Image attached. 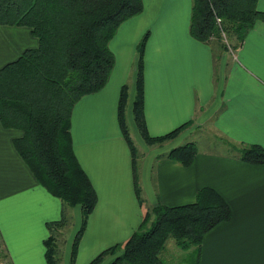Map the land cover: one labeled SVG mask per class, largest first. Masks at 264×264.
I'll list each match as a JSON object with an SVG mask.
<instances>
[{
    "label": "crops",
    "instance_id": "obj_1",
    "mask_svg": "<svg viewBox=\"0 0 264 264\" xmlns=\"http://www.w3.org/2000/svg\"><path fill=\"white\" fill-rule=\"evenodd\" d=\"M142 2V11L123 21L109 41L115 62L105 86L82 96L71 112L73 151L97 195L75 264L84 255L81 264H88L125 242L150 207L192 203L203 187L217 191L228 219L211 228L199 246H165L160 258L175 264H264V164L240 158L244 146L264 148V20L255 23L234 54L215 40L206 44L190 36L192 0ZM256 5L264 12V0ZM146 32L143 114L148 133L159 136L182 123L192 125L140 153L136 147L139 201L117 104L123 85L128 98L135 90L136 48ZM37 44L30 28L0 24V69ZM198 130L209 131L222 145L201 149L194 139L197 153L187 166L167 158L170 149L192 142L188 134ZM20 135L0 122V249L8 264H47V223L62 215L68 221L72 211L80 223V209L36 181L14 148L13 139Z\"/></svg>",
    "mask_w": 264,
    "mask_h": 264
},
{
    "label": "trees",
    "instance_id": "obj_2",
    "mask_svg": "<svg viewBox=\"0 0 264 264\" xmlns=\"http://www.w3.org/2000/svg\"><path fill=\"white\" fill-rule=\"evenodd\" d=\"M258 0H192L189 34L195 40L211 44L215 40L223 50L226 41H244L264 12ZM142 0H0V24L26 26L38 44L0 69V122L17 129L13 139L19 156L36 181L69 207L80 209V224L70 247L74 263L79 241L93 210L95 189L76 159L70 133L71 112L84 95L101 90L114 66L109 41L119 25L140 13ZM149 33L137 44L135 92L132 102L134 121L147 144L163 143L174 138L187 124L159 136L148 133L143 114L144 52ZM128 89H120L117 120L132 156L133 186L141 200L136 165V146L126 122ZM197 153L193 142L170 149L167 158L189 165ZM240 158L264 164V148L249 145L241 148ZM229 217L225 203L210 187L198 190L192 203L150 207L139 227L121 245L101 251L88 264H165L159 254L169 237L181 249L199 246L205 234ZM66 217L47 223L49 236L44 240L45 261L58 264L53 231L66 224ZM1 255L3 251L0 249Z\"/></svg>",
    "mask_w": 264,
    "mask_h": 264
},
{
    "label": "rangeland",
    "instance_id": "obj_3",
    "mask_svg": "<svg viewBox=\"0 0 264 264\" xmlns=\"http://www.w3.org/2000/svg\"><path fill=\"white\" fill-rule=\"evenodd\" d=\"M223 40L225 42H227L229 45H231V48H228V50H232V51H234V54H236V51H235L236 50V48H235L236 43L233 42V40L232 41H226L225 37H223ZM134 92H135V90L131 91V94L129 93V98L127 100L126 107H125V115H126V122H127L128 128H129V131H130L131 138H132L135 146L138 149L137 152L140 153L141 148L145 147L147 144L142 140V138H141V136H140V134L138 132V128H137V126L135 124V121H134V115H133V110H132V102H133V98H134ZM191 125H192V123L188 122V124L182 130L184 131L187 128L190 129ZM189 133L190 134H188V136L192 137L191 139H193L192 142L194 144H195V140H199V141H197L198 148L204 149L207 146H209L211 148H216L214 146H221L222 145L218 141V139H216L217 137L214 138V135H212L207 130H204V131L203 130H198V131L189 132ZM169 140H171V139H169ZM185 140H188V139H185ZM167 141H165V142H167ZM159 144H162V143H159ZM79 224L80 223L77 222V219L75 218L74 212L72 211V214L69 215V219H68V221L66 223V227L62 229V232H58L56 230L53 231L54 236L56 238V249H57L56 257H57L58 264H75V260H74V263H71L70 256H69V258L67 260V256L65 257L63 252H64V248L66 247V242L69 240L68 243H70V244L72 243L74 235H75L76 231L78 230ZM175 244L176 243H175L174 239L169 237L167 239L166 243H165V246H167L168 249L170 248V250H171V247L172 246L174 247ZM165 246H164V248H165ZM163 249L160 252L159 256H161V253L163 252ZM69 250H70V248H69ZM118 253H120V252H117L116 254H118ZM115 255H113V256H115ZM112 257H110V259ZM0 258H1V253H0ZM85 258H86V255L82 256L81 259L78 262L76 261V264H81V262H83V260H85ZM162 258H163V260H165L166 264H175L174 261L166 260V259H164V257H162ZM102 264H107V260H104Z\"/></svg>",
    "mask_w": 264,
    "mask_h": 264
},
{
    "label": "built area",
    "instance_id": "obj_4",
    "mask_svg": "<svg viewBox=\"0 0 264 264\" xmlns=\"http://www.w3.org/2000/svg\"><path fill=\"white\" fill-rule=\"evenodd\" d=\"M0 264H8V260L1 255Z\"/></svg>",
    "mask_w": 264,
    "mask_h": 264
}]
</instances>
